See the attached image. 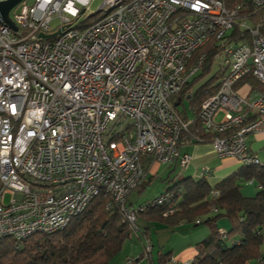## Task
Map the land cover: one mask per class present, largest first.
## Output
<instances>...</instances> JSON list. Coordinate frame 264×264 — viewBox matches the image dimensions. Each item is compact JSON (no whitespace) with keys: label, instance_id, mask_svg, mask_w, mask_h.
<instances>
[{"label":"built area","instance_id":"1","mask_svg":"<svg viewBox=\"0 0 264 264\" xmlns=\"http://www.w3.org/2000/svg\"><path fill=\"white\" fill-rule=\"evenodd\" d=\"M100 1L92 22L93 0H22L9 12L16 30L0 20V238L62 229L97 195L132 224L167 202V193L136 207L127 199L150 163L191 161L181 136L195 120L179 108L192 110L184 88L206 52L192 57L210 41L224 74L199 106L191 141L207 132L219 157L261 164L246 141L264 131V97L249 101L234 86L249 73L264 85V35L245 13L264 0ZM236 25L250 41L233 40Z\"/></svg>","mask_w":264,"mask_h":264},{"label":"trees","instance_id":"2","mask_svg":"<svg viewBox=\"0 0 264 264\" xmlns=\"http://www.w3.org/2000/svg\"><path fill=\"white\" fill-rule=\"evenodd\" d=\"M245 13L253 24H260V33L264 35V9L248 8ZM231 36L235 41L251 39L248 30L239 25L234 27ZM202 51L206 52L202 73H206L217 50L212 48L210 41L192 58ZM223 74V70L219 69L195 91L193 89L191 116L195 122L181 136L185 143L211 141L212 135L207 132L200 131L197 135L199 140L194 141H191V135L199 127L195 116L200 104L218 90ZM191 84V81L188 82L184 89L189 90ZM243 84L252 89L262 86L251 73L246 74L234 86L241 96H245L241 90ZM183 116L187 118L186 113ZM248 181L256 182L261 188L254 196H244L240 191L243 183ZM149 182L150 178H146L136 190L145 188ZM169 183L171 185H166L165 191L156 195L170 194L168 201L162 205H148L137 212V217L145 215L171 226L180 222L194 223L198 219L197 224L206 225L208 235L196 245L198 254L189 264H247L251 260L258 264L259 259L261 261L264 245V166L242 164L213 186L204 177L199 180L181 178L177 182L170 179ZM152 199L145 202H152ZM109 202L108 198L95 196L62 229L51 233H35L24 239L0 238V264H108L131 235L128 220L117 206ZM127 202H130L129 197ZM222 218L228 222L227 229L219 225ZM142 256L133 259L138 261ZM169 260L168 254L160 255V264H168Z\"/></svg>","mask_w":264,"mask_h":264},{"label":"crops","instance_id":"3","mask_svg":"<svg viewBox=\"0 0 264 264\" xmlns=\"http://www.w3.org/2000/svg\"><path fill=\"white\" fill-rule=\"evenodd\" d=\"M241 90L242 92H245V96L249 101H253L258 97H264V85L259 88L252 89L249 85L243 84ZM184 106H188V104L185 103ZM184 106H180L179 110L182 115L186 113V117H189L188 112L190 111L185 112L186 109ZM246 143L248 154L257 158L260 163H264V131L249 134ZM180 150L181 152L191 156V161L186 167H181L178 162H171L167 164H149L147 178H150V182L148 184H150L154 178H158L161 185V187L155 192V196L165 191L167 187L166 185H171V183H169L170 179H173L175 182H177L181 178L189 177L194 180H199L200 178L204 177L211 185L212 182L209 179L210 176H216V174L218 175L217 179L215 180L216 184L242 166L241 164L236 165V161L233 160L220 161V158L225 157H219L213 150L210 143L186 142L180 147ZM247 183H250L251 185L254 184L253 181H248ZM257 187L258 191H260L261 188L258 185ZM143 189L145 190V188ZM152 196L154 197V195ZM144 201H146V199L143 201H130L128 203L130 206L134 207L143 203ZM221 221L222 220H219V225L227 229L228 222L223 224ZM135 223L137 228L131 233L129 238L135 237L136 240L139 241H137V246L131 245L133 249H127V246H125L124 242L121 251L116 256H114L108 264H124L126 258H134V256L138 254L140 246L141 251L137 257L140 255L143 256L138 261H136L135 264H146V261L148 264H160V255L165 253L168 254L169 257H175L174 259H179L182 262H190L194 256L198 254L196 245L206 238L209 232L206 225L197 224L196 222H180L175 226H171L159 220L151 219L148 221L146 218L139 216L137 217ZM161 230L165 231L166 242L161 240L157 235ZM152 234L156 236V241L152 237L150 239ZM143 239H149V243L146 244L143 242ZM147 246H149L151 250L146 254L145 248ZM154 250L155 256L152 258L151 254ZM261 264H264V249H262Z\"/></svg>","mask_w":264,"mask_h":264},{"label":"rangeland","instance_id":"4","mask_svg":"<svg viewBox=\"0 0 264 264\" xmlns=\"http://www.w3.org/2000/svg\"><path fill=\"white\" fill-rule=\"evenodd\" d=\"M25 1V3L28 5V6H31L32 4H33V2L35 1V0H24ZM100 3H101V1L100 0H93V2L90 4V7H89V10H87V12H86V14L87 13H90V17H89V19L87 20V22H92L93 20H96V19H98L99 17H100V15H101V13L100 12H96L97 11V9H98V7H99V5H100ZM22 3H19V4H17L14 8H12V10H11V14L13 13V11L14 12H18L21 8H22ZM84 17H82V18H80V20H78V22L80 23L81 21H82V19H83ZM58 21H59V19L58 18H54V20L51 22V29H56L57 27H58ZM77 28H78V26H76ZM222 59H223V56H218L217 58H215L214 59V61L212 62L213 64H211L210 65V68H209V70L206 72V73H202V68L200 69V71H199V74L196 76V79L195 80H192L191 81V89L193 90L194 89V91H195V89L199 86V85H201L202 83H204L206 80H208L210 77H212V76H214L216 73H217V70H219V69H221V64H222ZM188 115H189V117L191 116V112H188ZM190 118H192V116L190 117ZM220 118V117H219ZM219 158V157H218ZM225 158H231V159H225ZM225 158H220V161H229V160H233V161H236V165H239V164H241L242 165V162L238 159V158H236V157H225ZM258 166H264V163H261V164H259ZM217 177H218V175L216 174V176L215 175H212V176H210V181L212 182V186L213 185H215V180L217 179ZM249 185H251L250 183H243V185H242V187L240 188V191H241V193L244 195V196H254L255 195V193H257L258 192V187H257V183L256 182H254V184L253 185H251V186H249ZM161 187V185H160V182H159V179L158 178H154L153 180H152V182L150 183V184H148V185H146L145 186V190L143 189H139V190H135V191H133L132 193H131V195H130V198H129V200L130 201H143V200H145L146 199V201H147V199H151V198H153V196L152 195H154L155 196V192L159 189ZM11 194H9V193H6L5 194V198H4V201L6 202V203H8L10 200H11ZM145 202V201H144ZM134 205H136V204H134ZM136 207V206H135ZM214 208V207H213ZM212 208V209H213ZM215 210H216V208H214ZM171 212H173L172 210H170ZM145 212V211H144ZM171 212H169V214H171ZM166 213V212H165ZM140 216V215H139ZM140 217H144V218H146L148 221L149 220H151V218L150 217H148V216H145V215H142V216H140ZM136 219H137V215H136V217H135V222H136ZM198 219H196L195 221H197ZM220 220H222L221 222L223 223V224H225V222H227V220L225 219V218H222V219H220ZM199 221V220H198ZM196 223H198V222H196ZM129 227H130V229H131V233L137 228V225H136V223L135 224H132V223H129ZM158 237L161 239V240H163L164 242H166V237H165V231H160V232H158ZM151 237L156 241V236L154 235V234H152V236H150V239H151ZM148 240L149 239H143V242H145L146 244L147 243H149L148 242ZM137 241L138 240H136V238L135 237H131V238H128L126 241H125V246H127L126 248L127 249H133L132 248V246L131 245H135V246H137ZM139 242V241H138ZM141 242V241H140ZM142 243V242H141ZM140 243V244H141ZM128 244V245H127ZM142 245V244H141ZM262 247H264V245H262ZM155 249H156V244H155ZM262 249H264V248H262ZM151 250V248L149 247V246H147L146 248H145V251H146V254L148 253V251H150ZM140 251H141V246H140V250H139V252H138V254L140 253ZM137 254V255H138ZM137 255L136 256H134V258H136L137 257ZM154 256H155V250L152 252V254H151V257L152 258H154ZM129 258H132V257H129ZM175 257H170V260H169V263L168 264H183V262L182 261H180L179 259L177 260V259H174ZM133 259V258H132ZM134 260V259H133ZM136 263V261L134 260V264ZM146 264H148L147 263V261H146ZM247 264H256V261L255 260H251V261H249ZM258 264H261V261H260V259H259V261H258Z\"/></svg>","mask_w":264,"mask_h":264},{"label":"water","instance_id":"5","mask_svg":"<svg viewBox=\"0 0 264 264\" xmlns=\"http://www.w3.org/2000/svg\"><path fill=\"white\" fill-rule=\"evenodd\" d=\"M22 0H3L0 1V20H2L6 25H8L12 30H16V26L13 23V21L11 20V18L9 17V12L10 10L15 7L19 2H21ZM59 32H53L50 34H44V33H40L39 37L41 38H51L55 35H57Z\"/></svg>","mask_w":264,"mask_h":264},{"label":"bare ground","instance_id":"6","mask_svg":"<svg viewBox=\"0 0 264 264\" xmlns=\"http://www.w3.org/2000/svg\"><path fill=\"white\" fill-rule=\"evenodd\" d=\"M162 204H164V203H158V205H162ZM68 222H69V221H68ZM68 222H67V223H68ZM67 223H66V224H67ZM66 224H65V225H66ZM65 225H64V226H65ZM37 233H38V232H37ZM33 234H34V233H33ZM187 264H189V262H187Z\"/></svg>","mask_w":264,"mask_h":264},{"label":"clouds","instance_id":"7","mask_svg":"<svg viewBox=\"0 0 264 264\" xmlns=\"http://www.w3.org/2000/svg\"><path fill=\"white\" fill-rule=\"evenodd\" d=\"M126 259H127V258H126ZM126 259H125V260H126ZM124 262H125V261H124ZM186 262H187V261H186ZM184 263H185V262H183V264H184Z\"/></svg>","mask_w":264,"mask_h":264}]
</instances>
